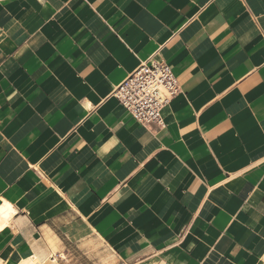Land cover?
I'll return each mask as SVG.
<instances>
[{"label": "crops", "instance_id": "crops-1", "mask_svg": "<svg viewBox=\"0 0 264 264\" xmlns=\"http://www.w3.org/2000/svg\"><path fill=\"white\" fill-rule=\"evenodd\" d=\"M153 57L163 128L112 96ZM2 199L0 264H264V0H0Z\"/></svg>", "mask_w": 264, "mask_h": 264}, {"label": "built area", "instance_id": "built-area-1", "mask_svg": "<svg viewBox=\"0 0 264 264\" xmlns=\"http://www.w3.org/2000/svg\"><path fill=\"white\" fill-rule=\"evenodd\" d=\"M181 94L173 68L165 61L151 58L113 91L120 105L142 126H165L162 112Z\"/></svg>", "mask_w": 264, "mask_h": 264}, {"label": "bare ground", "instance_id": "bare-ground-1", "mask_svg": "<svg viewBox=\"0 0 264 264\" xmlns=\"http://www.w3.org/2000/svg\"><path fill=\"white\" fill-rule=\"evenodd\" d=\"M16 214L17 209L15 208V206H13L5 199L0 200V229H2L3 227L5 228V226L7 225H11ZM52 258L55 259V255L53 253ZM19 264H42V261L37 257V255H34L30 258L24 259Z\"/></svg>", "mask_w": 264, "mask_h": 264}]
</instances>
